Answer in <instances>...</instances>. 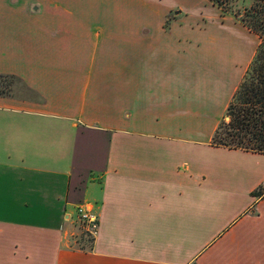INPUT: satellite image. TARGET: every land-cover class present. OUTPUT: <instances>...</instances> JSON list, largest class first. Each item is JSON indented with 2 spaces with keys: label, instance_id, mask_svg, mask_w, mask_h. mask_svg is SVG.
Returning a JSON list of instances; mask_svg holds the SVG:
<instances>
[{
  "label": "crops",
  "instance_id": "crops-1",
  "mask_svg": "<svg viewBox=\"0 0 264 264\" xmlns=\"http://www.w3.org/2000/svg\"><path fill=\"white\" fill-rule=\"evenodd\" d=\"M260 42L212 0H0V264H264V152L213 142Z\"/></svg>",
  "mask_w": 264,
  "mask_h": 264
},
{
  "label": "trees",
  "instance_id": "trees-1",
  "mask_svg": "<svg viewBox=\"0 0 264 264\" xmlns=\"http://www.w3.org/2000/svg\"><path fill=\"white\" fill-rule=\"evenodd\" d=\"M212 1L226 12L233 11L261 37L256 55L228 106L229 119H222L213 142L264 152V0H251L243 10L233 8L239 0ZM15 78L14 74L0 73V92H9Z\"/></svg>",
  "mask_w": 264,
  "mask_h": 264
},
{
  "label": "rangeland",
  "instance_id": "rangeland-1",
  "mask_svg": "<svg viewBox=\"0 0 264 264\" xmlns=\"http://www.w3.org/2000/svg\"><path fill=\"white\" fill-rule=\"evenodd\" d=\"M251 0H239L235 3L233 8L243 10L246 5H249ZM229 13L234 14L233 11H228ZM225 120L229 119V116L224 117ZM74 238L72 244L74 246L89 247L93 242L94 234L91 233L87 228L82 224L80 218L74 224Z\"/></svg>",
  "mask_w": 264,
  "mask_h": 264
},
{
  "label": "built area",
  "instance_id": "built-area-1",
  "mask_svg": "<svg viewBox=\"0 0 264 264\" xmlns=\"http://www.w3.org/2000/svg\"><path fill=\"white\" fill-rule=\"evenodd\" d=\"M77 211L79 213V218L82 224H84L87 230L95 234L99 226L98 215L95 212H93L92 209L85 204H80L77 207Z\"/></svg>",
  "mask_w": 264,
  "mask_h": 264
}]
</instances>
